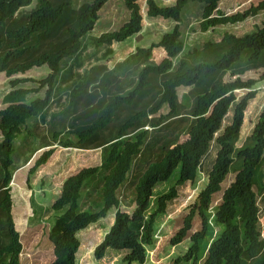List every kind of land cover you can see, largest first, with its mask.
<instances>
[{
  "label": "trees",
  "instance_id": "obj_1",
  "mask_svg": "<svg viewBox=\"0 0 264 264\" xmlns=\"http://www.w3.org/2000/svg\"><path fill=\"white\" fill-rule=\"evenodd\" d=\"M34 1L35 6L22 14ZM107 1L85 0L76 6L75 0H0V73L11 77L13 88L4 96L8 106L0 109V264H20L22 251L12 215L14 140L27 120L41 116L49 107L62 63L79 53L82 37L93 30ZM220 1L175 0L162 6L156 0H146L147 16L171 19L174 28L160 40L136 47L112 68L104 63L90 66L70 104L52 115L51 147L36 159L29 174L47 162L54 144L79 150L101 148L102 159L101 164L82 168L63 181L52 204L61 214L50 229L54 259L49 264H76L78 233L113 208V224L94 249L96 264H111L108 255L122 250L121 264H144L146 245L154 242L156 217L164 214L168 202L177 196V186L196 182L213 142L216 157L207 183L170 240L173 245L187 236L191 240L187 252L174 264H198L202 259V264H264L257 204L258 195L264 200V109L251 135L242 146H236L248 102L257 93L258 81H264V19L255 31L242 36L225 32L219 41H206L188 50L181 32V14L189 2L200 5L202 31L264 11V0H259L242 11L226 14L217 9ZM123 3L129 11L128 20L96 38L97 48L142 31L145 17L140 0ZM156 57L160 61H155ZM42 65L49 72L38 81V87H18L35 80L20 75ZM259 69V78L242 79L246 72ZM180 87H190L181 98ZM42 88H46L43 97L26 102L27 96ZM237 91L245 92L239 100ZM232 105L231 123L216 135ZM60 115L66 121L62 126L54 120ZM154 130L165 132L152 139ZM147 153H154L153 159L147 161ZM139 158L144 167L131 176ZM235 165V177L222 191V181ZM175 169L178 175L170 190L154 197V187L170 179ZM254 185L259 187L258 193ZM221 191L220 203L211 207L213 197ZM122 205H134L132 212L121 210ZM196 217L200 227L191 233Z\"/></svg>",
  "mask_w": 264,
  "mask_h": 264
},
{
  "label": "rangeland",
  "instance_id": "obj_2",
  "mask_svg": "<svg viewBox=\"0 0 264 264\" xmlns=\"http://www.w3.org/2000/svg\"><path fill=\"white\" fill-rule=\"evenodd\" d=\"M83 1L85 0H75V5L78 6ZM258 1L259 0H221L218 3L217 9L226 14H234ZM156 2L159 5L167 6L174 4L175 0H156ZM140 3L143 5L145 17V25L142 31L135 36L129 37L125 41L97 48L94 44L96 38L105 32L119 29L129 18V11L125 8L123 0H108L106 2L99 11V17L93 30L82 37V47L79 53L72 59L65 60L62 63V70L55 83L51 104L41 116L39 115L27 120L25 126L22 128V134L14 140L15 151L12 155L13 164L11 166V171L14 173L13 180L22 182L12 184V215L15 227L20 233V241L22 243L20 264H49L54 259L53 243L49 235L56 216L61 213L54 211L52 209V204L58 198L62 183H60L61 177L56 183H47L49 180L48 177L50 176L49 174H51V169H60V166L64 165L65 168L61 172H63L62 177L64 176L66 179L82 168L101 164L102 150L100 148L96 150H79L75 148L63 149L58 144H54L56 150L48 161L47 166L49 170L47 169L38 174L35 183H33L32 179H30L29 183H23L25 177L28 175H25L26 168L28 167L24 166L23 169L20 165L16 164V162H25L28 160V154L30 152H34L39 148L45 150L47 148L46 145L51 144V117L55 113L59 114L60 111L70 104L75 92L74 90L79 87L83 75L90 66L96 63H104L112 68L116 62L122 61L128 54L135 51L136 47H146L150 43L160 40L164 33L170 32L174 28L175 22L171 19L148 17L145 5L146 0H140ZM35 4L36 1L24 8L22 14L27 13ZM200 10V5L189 2L181 14V32L186 50L192 47H200L206 41H219L225 32H231L237 36L250 33L260 27L264 19V11H261L257 15L248 17L241 22L218 25L214 28L202 31L199 26ZM160 59L161 58L156 57L155 61H160ZM178 60L179 58L175 59V65H177ZM47 72L48 68L46 65L32 67L24 73L25 75H20V77H28L35 80L20 84L18 87H38V81L43 79ZM260 74V69L251 70L241 77L242 79H257ZM16 76L19 75H14L13 77ZM10 78L11 77H6L4 73H0V109L8 106V103L4 101V96L13 89L9 85ZM224 78L228 80L229 75H226ZM45 90L46 88H42L39 93L30 94L26 97V102L29 103L36 97H43ZM189 90L190 87L178 88L179 98ZM255 90H257V93L254 98L249 100L244 112L243 125L241 126L239 139L236 142L237 147L242 146L246 138L251 135L255 123L264 109V81H258ZM244 94V91H237V100L243 97ZM233 110L234 106L232 105L223 119L221 129L216 135L220 134L224 128L231 123ZM54 120L61 126L66 122L64 115H60ZM164 132L163 130H154L150 135L152 139H155L158 135L163 136ZM185 138L186 135L182 136L180 141ZM216 150V144L213 142L208 153L202 159L196 182L194 184L187 182L177 186V196L168 202L166 212L156 217V229L153 233L154 242L152 245H146L147 258L144 264H174L178 257L187 252L191 244L190 236L185 237L182 242L176 245L171 244L170 240L182 226L183 217L190 212L200 191L205 187L209 171L215 161ZM41 153L37 154L35 160ZM153 155L154 153H147V161L153 159ZM95 157L97 158L96 160H91L95 159ZM87 160L88 162H86ZM143 167L144 163L139 158L135 168L136 171H134L131 176L139 174ZM235 167L236 165L231 167L230 172L222 181V191L233 181L236 174ZM261 171L264 181V163L261 167ZM177 175L178 169H175L170 179L159 182V184L154 187L153 196L155 197L161 192L170 190L175 183ZM45 177H47L45 183H41ZM50 180H52L51 176ZM131 189L130 187L126 191L128 196H131ZM254 190L258 193L259 187L254 185ZM222 191L213 197L211 207L220 203ZM129 198L130 197L127 199L129 200ZM257 204L260 209L259 228L261 236L264 238V200L262 195L257 196ZM88 206L89 204H87L85 208ZM133 207L134 205H122L120 209L131 213ZM115 212V208L111 209L106 217L91 224L78 233L80 245L77 251L76 264H96L94 249L104 239V236L113 224ZM199 227L200 221L196 217L193 221L191 233L196 232ZM215 229L216 231L219 230L217 226ZM124 252L125 251L122 250L113 255L110 254L107 258L111 260V264H121L120 257ZM202 262L203 259L198 264H202ZM132 264L139 263L133 262ZM177 264L191 263L178 262Z\"/></svg>",
  "mask_w": 264,
  "mask_h": 264
},
{
  "label": "crops",
  "instance_id": "obj_3",
  "mask_svg": "<svg viewBox=\"0 0 264 264\" xmlns=\"http://www.w3.org/2000/svg\"><path fill=\"white\" fill-rule=\"evenodd\" d=\"M49 72V71H48ZM48 72H47V74H48ZM47 74H45V75H47ZM41 118V117H40ZM42 119V118H41ZM46 121V120H45ZM28 141V140H27ZM52 139H51V143H52ZM46 149H48V147H51V146H49V145H46ZM53 148H55V150H56V146L55 145H53L52 146ZM63 149H68V148H64V147H62ZM45 149V150H46ZM101 149V148H100ZM42 150V148H39V149H37V150H35L34 152H30L28 155H29V158H28V160H26L25 162H20V161H18V162H16V164H18V165H20L23 169H24V166L25 167H28V168H26V173H25V175L26 174H28L27 175V177H25V179H24V182L23 183H29L30 182V179H32V181H33V183H35V180H36V177H37V175L38 174H40L42 171H46L47 169L49 170V167L47 166L48 165V161H49V159L47 160V162L46 163H44V164H42L41 166H39L38 167V169L35 171V172H33L32 174H29L28 173V171H29V169H30V167H32L33 165H34V163H35V158H36V156H37V154H40L41 152H43V150ZM44 150V151H45ZM55 150H54V153H55ZM92 150H96V149H92ZM41 151V152H40ZM53 153V154H54ZM42 154V153H41ZM52 154V155H53ZM52 155H51V157H52ZM91 159V158H90ZM97 158L95 157V159H91V160H96ZM35 160V161H34ZM34 162V163H33ZM86 162H88V160L86 161ZM64 165H62V166H60V169H54V168H52L51 169V174H49L50 176H51V178H52V180H50V176L48 177L49 178V180H48V182L47 183H56L58 180H60V177H61V180H60V183H62L63 181H64V179H65V177L63 176L62 177V173L63 172H61V171H63L64 170ZM13 175H14V173H13ZM53 176V177H52ZM47 177H45L42 181H41V183H45V179H46ZM28 179H29V181H28ZM13 183H22V182H18V180H16V181H14L13 179H12V181H11V194H12V202H13V187H12V184Z\"/></svg>",
  "mask_w": 264,
  "mask_h": 264
},
{
  "label": "clouds",
  "instance_id": "obj_4",
  "mask_svg": "<svg viewBox=\"0 0 264 264\" xmlns=\"http://www.w3.org/2000/svg\"><path fill=\"white\" fill-rule=\"evenodd\" d=\"M72 175V174H71ZM63 183V182H62Z\"/></svg>",
  "mask_w": 264,
  "mask_h": 264
}]
</instances>
